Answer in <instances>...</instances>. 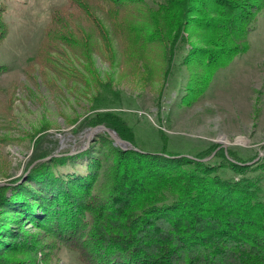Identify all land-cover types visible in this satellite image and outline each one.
I'll return each mask as SVG.
<instances>
[{
  "label": "rangeland",
  "instance_id": "rangeland-1",
  "mask_svg": "<svg viewBox=\"0 0 264 264\" xmlns=\"http://www.w3.org/2000/svg\"><path fill=\"white\" fill-rule=\"evenodd\" d=\"M115 1L0 0V237L18 226L25 235L0 248V264H81L57 248L49 225L21 223L13 188L31 196L54 186L60 195L76 177L81 188L100 163L88 193L98 205L119 149L184 157L224 180L250 177L264 206V0H130V27H118L126 24L113 18ZM226 20H240L247 50L215 62L223 48L213 25ZM44 146L53 153L32 162ZM39 160L49 163L31 171ZM177 167L164 178L185 183L193 165ZM59 174L69 178L59 183ZM54 214L62 226L65 215Z\"/></svg>",
  "mask_w": 264,
  "mask_h": 264
},
{
  "label": "trees",
  "instance_id": "trees-1",
  "mask_svg": "<svg viewBox=\"0 0 264 264\" xmlns=\"http://www.w3.org/2000/svg\"><path fill=\"white\" fill-rule=\"evenodd\" d=\"M112 4L114 20L126 24H118V27H130L133 21H130V4H134L130 0H116ZM86 9L87 5H83L82 11ZM235 21L213 25V30H219L215 42L223 48L216 52L222 54L221 57L213 55L215 62H228L247 50L240 20L236 24ZM230 36L233 38H228ZM42 50L41 43L43 53ZM99 139L101 135L95 137L97 145ZM43 148L35 152L32 162L53 153L51 146ZM40 160L31 171L45 168L49 163ZM184 163L193 165V169L182 176L185 183L164 178ZM114 165L110 183L101 187L105 192L96 194L99 195L98 205H91L94 198L88 193L97 182L100 163L86 175L87 181L81 188L74 186L76 177L63 184L68 190H62L60 195L54 186L45 189L47 192L35 190L31 196L13 188L12 205L15 204L16 209L13 206L11 209L18 213L21 223L44 229L49 225L47 230L60 239L57 248L72 249L81 264H264V206L249 190L257 187L250 183V177L242 181L224 180L215 171L209 175L210 170L215 169H211V165L205 167L184 157L133 150L119 149ZM229 165L232 171L243 173L246 170ZM28 168L23 170L26 172ZM58 176L59 183L64 177L69 178V175ZM70 190L77 195L73 205ZM51 192L56 194L55 198L47 199ZM4 196L2 201H5ZM27 197L33 198V202ZM55 211L59 216L65 215L64 222L59 221L62 226L52 224ZM20 229L7 235L10 239L15 236L16 240L25 241ZM10 239L0 237V248L14 246L16 242Z\"/></svg>",
  "mask_w": 264,
  "mask_h": 264
},
{
  "label": "water",
  "instance_id": "water-1",
  "mask_svg": "<svg viewBox=\"0 0 264 264\" xmlns=\"http://www.w3.org/2000/svg\"><path fill=\"white\" fill-rule=\"evenodd\" d=\"M99 129H102L104 131H106L108 133V135L110 136L111 139H113V141L117 144H126V146H130L128 143L124 142L123 140H121L117 135H115L112 131L106 129L104 126H99ZM98 128H94L91 131L88 132V136H92L93 134L97 133ZM130 147H128L127 149H129Z\"/></svg>",
  "mask_w": 264,
  "mask_h": 264
},
{
  "label": "bare ground",
  "instance_id": "bare-ground-1",
  "mask_svg": "<svg viewBox=\"0 0 264 264\" xmlns=\"http://www.w3.org/2000/svg\"><path fill=\"white\" fill-rule=\"evenodd\" d=\"M95 134H97V133H95Z\"/></svg>",
  "mask_w": 264,
  "mask_h": 264
}]
</instances>
